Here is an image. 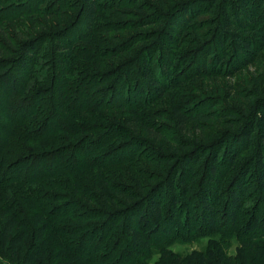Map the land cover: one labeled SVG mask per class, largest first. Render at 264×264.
Masks as SVG:
<instances>
[{
    "label": "trees",
    "instance_id": "obj_1",
    "mask_svg": "<svg viewBox=\"0 0 264 264\" xmlns=\"http://www.w3.org/2000/svg\"><path fill=\"white\" fill-rule=\"evenodd\" d=\"M80 1L82 2L80 11L86 18L85 27L88 30L83 39H78L77 33L76 36L78 42L86 43L92 40L90 26L96 24L97 28L93 27V29L98 30L103 25L97 22L96 18L99 3L97 4L96 0ZM149 2L150 6L147 10L154 11L156 7L160 12H171L164 0H149ZM250 2V0H233L232 3L227 4L228 7L223 4L217 15L219 21L213 34V43L210 46L204 43L207 47L206 51L202 57L200 56L201 60L198 56L195 62L199 59V63L206 64L208 59L211 61L214 58V61L218 62L230 57L232 63L228 64L226 70L217 71L214 75L210 74L214 70L206 68L203 78L211 79L217 73H224L222 76L226 78V81L231 82L238 70H242L254 61V56L260 50L257 48L258 45L264 43V35L254 34L258 41L256 47H253L255 43H251L249 38L243 37L249 33L247 29L251 28L250 25L254 23L257 13L256 10L250 11ZM263 4L264 0L258 9L260 16L264 14ZM136 10L144 11L139 7ZM113 17L114 14L110 10L109 17H107L109 31L112 27L117 28L118 26L115 25V20H112ZM107 26L104 27L105 31H108ZM136 38L138 39V36ZM229 42H234L235 47L232 48ZM73 43L65 44L66 46L62 43L54 47L53 51L51 50L52 53L48 51L41 55L33 44L26 45L25 48L13 45L0 47V70L12 65V69L0 72V133L4 131V134L0 135V192L2 191L1 196L4 197L6 194L8 196L0 198L3 199L0 200V255L11 259L17 257L20 259V264H45L48 254L53 253L56 261L50 264H63L68 261L69 257L64 252L66 247L54 240L55 238L58 241L68 240L71 235L83 230L61 228L63 233L60 234V229L56 232L60 237H57L53 234L56 228L52 226L51 221H56L53 220L55 217H62L60 213L63 208L68 207V211L77 208L78 211L81 203L87 208H82L85 214L79 213L78 216L86 215L89 219L104 220L109 218L111 207L124 208L122 217H119L122 219V228L130 248L136 252H145L149 244L155 242L138 228L140 221L137 212L142 211L146 218H150L149 223L155 224L154 230L148 235L156 233L163 244L171 241L175 231L180 234L181 238L191 234V229L200 227L195 223L198 219L202 226L207 227L205 231L213 235L224 231L225 234L232 235L236 239L245 238L249 244H242L243 262L255 264L259 256L264 257V233L258 232L257 234L256 229L250 230L251 224L240 227V217L246 207L243 193L246 190L244 188L245 178L248 175L254 176L260 192L259 203L254 204L251 211L258 213V208L264 207V85L256 88V93L261 95L259 106L256 105V115H252L253 112H247V106L244 103L237 104L239 96L231 90V86L226 88L229 93L226 96L227 101L232 100V104L237 106L236 110L230 109L223 115V118L227 120L225 125L227 124L230 130L236 129L235 132L230 133L232 136L229 137L232 138L234 144L233 146L224 145V140H220V137L216 143L204 145L206 143L203 141L205 131L210 127L207 122L213 118L216 121L217 119L210 112L195 109V106L188 111L182 105L172 104L175 98L169 91L174 88L160 83L163 77L167 78V71L165 69L159 71L157 68L158 71L156 70L157 74H155L149 66L152 57L151 60L147 59L148 57L143 58L144 54L148 56L151 52L143 53L142 50L139 54H130V59L134 60L123 61L120 68L115 71V73L125 71L126 75L136 68L137 62L146 63L147 67H140L138 72L132 76L133 80L135 76L140 79L139 95L129 92L128 86L132 80L129 83L130 80L124 75L117 76L114 89L110 94L109 78L94 79L91 76V72L93 71L94 74L101 62L93 55L90 57L95 60L90 64L77 63L74 60L75 55L71 53L72 51L76 53V50L72 48ZM181 43L188 47L193 45V42H189L185 36L181 38ZM183 46H180V49ZM124 49L125 45L120 48L123 55L126 53ZM68 53L73 54V60L68 58L70 55ZM186 56L188 57L189 54ZM109 59L114 60V57L111 56ZM148 60L149 62H146ZM197 69L200 71L201 66ZM210 87L214 88L213 91L217 88V86ZM130 89L132 90V87ZM99 90H107L100 100L96 98L100 93ZM153 97L155 100L171 98L172 102L169 103L168 112L165 111V113L169 115L175 133L187 136L193 131L198 133L196 138L190 136L187 142L179 141L175 143L176 146H173V142L166 138L165 128L163 131L155 129L156 123H151V117L157 119L163 117L159 112L149 110L148 106L154 103V100L149 102L146 100ZM249 97L252 98V94H248L244 101ZM103 99L104 101L101 102ZM125 108L128 109L127 117L123 118L125 129L120 127V130L121 132L124 130V141H130L126 143L128 145L126 153L120 149L124 144L102 150L103 142L93 140L94 138L88 142L87 136L83 133L91 130L96 134L102 131L112 124V121H109V113L117 111L115 115L124 114L126 113ZM162 111L164 113V110ZM96 122H103L106 125H96ZM240 124L242 126L236 128ZM116 131L115 127L113 133L109 131L106 138L114 137L113 134ZM137 135L146 138L147 141L136 137ZM92 137H94L93 134ZM160 141L162 143L157 148ZM58 142L63 143L58 145ZM195 142L200 145L193 146L192 143ZM253 143L254 148L251 146ZM40 145L45 150H38ZM164 147L171 153L169 156L159 155L158 149L162 150ZM223 149L225 151L220 155ZM142 150L144 155L141 153ZM147 153L152 154V159L146 158ZM109 154L118 156L117 161H122L128 156L126 160L128 164L133 162L136 165L134 161L137 158L149 161L148 163L161 172L162 177H156V179L163 180V185L144 186L137 166L126 169L125 174L123 172V175H120L128 182L129 186L126 190L111 191L106 181L107 173H110L107 172L109 171L107 170L109 160H106ZM125 154L129 155L125 157ZM29 163H32L29 167L30 171L27 168ZM17 167H19L18 170H16ZM33 170L35 172H32ZM210 170L216 171L215 177L209 178ZM37 182L40 184L47 182L53 188L66 189L74 199L78 198L81 202L74 199L71 202L65 200L66 204L60 209L44 207L40 211L36 209L34 213V201L20 203L15 196L18 194L8 195L7 192H14L12 187L11 191L4 190L7 184L26 187ZM35 192H41V190ZM118 198L122 200L120 205L117 203ZM166 198L171 205V213L168 215L163 212L167 205ZM34 199L37 200V197L35 196ZM136 199L140 203L132 202ZM22 200L25 202V199ZM190 208L198 214L191 216ZM263 209L260 211L263 212ZM68 213L70 217H76L72 210ZM66 214L67 212L63 216ZM180 214L184 215L182 222L178 217ZM218 214L223 220L221 224H218L215 219L217 217L218 220ZM164 215L168 218L172 217L171 221L165 224ZM25 216L28 219H25ZM26 221H30V224ZM262 221L264 225V215ZM186 224L187 227H185ZM222 225L225 227L223 228ZM105 226L106 224L97 223L94 227L96 232L87 234L85 239L92 240L90 248L100 246L101 241L105 240L106 236L102 238ZM259 236L261 238L258 240ZM31 237L32 241L24 250L25 243ZM97 240L98 244H95L94 241ZM82 241L77 239L73 240V244H69L72 247L81 244ZM78 250L82 253L80 259H90L88 264L98 262L97 259L90 258L94 257L96 250L88 249L85 252L80 248ZM245 250L254 252L252 261H247ZM167 264L188 263L176 256L168 257ZM193 264H207V260L204 255L200 254L196 256ZM213 264H235V262L219 248L216 250Z\"/></svg>",
    "mask_w": 264,
    "mask_h": 264
},
{
    "label": "rangeland",
    "instance_id": "obj_2",
    "mask_svg": "<svg viewBox=\"0 0 264 264\" xmlns=\"http://www.w3.org/2000/svg\"><path fill=\"white\" fill-rule=\"evenodd\" d=\"M164 1L167 3L169 7L168 9L171 10V12H160L156 7L154 11L147 10V7L150 6L149 0H96L97 4L99 3L96 14L97 22L103 26L99 27V31L97 29H93V27L97 28L96 24L90 26V37L92 40L85 43L83 41L78 42L76 36L77 33L78 39H83L84 34H86L88 30L85 27L86 18L80 11L82 6V2L80 0H0V47L5 48L13 45L25 48L26 45L29 46V44H33L35 49H37L36 51H39V55H41L46 54L48 51V53H52L54 47L62 45V43L64 45L73 43V39L76 38V41H74L72 45V48H74L73 50H76V53L71 50V53L75 55V59L73 54L68 53L70 54L68 56L70 60L74 59L77 63L87 65L95 60V58H91L94 55L98 61L101 62V65L95 69L94 74L93 71L91 72V76L94 77V79H99L100 77H103V79L109 78L108 85L111 87L109 89L110 93L114 89L113 87L117 80L116 78L120 75H124L125 78L130 80L128 81L129 83L132 80L128 88L129 92H133L134 95H139L141 83L139 82L140 79H138V77L135 76L133 80L132 76L138 72L140 67H147L148 65L146 63L141 64L137 62L136 68L126 75L125 71H121L120 73H115V71L120 68L123 61L134 60L130 59V54H139L142 50L143 53L151 52L148 56L144 54L143 58L148 57L147 59L151 60L152 57L149 66L155 74H157L156 72L158 70L160 71L163 69L164 71L165 69L167 71V78L165 79L163 77L160 83H163L165 86H169V88H174L170 89L169 92L170 94H173L175 98L174 102H172L171 98L168 100H155V97H153L150 100H146V102L154 100V103L148 106L149 110L159 112L163 117L159 119L151 117V123H156L155 129L163 131V128H165L167 130L165 133L167 136L166 138L174 143H172L173 146H176L177 144L175 143H178L179 141L187 142L190 136L192 138H196V134L198 133H194L193 131L187 136L176 134L171 120L169 119V115L166 114L168 112L170 102H172V104L175 103L182 105L187 108L188 111L193 109L195 106V109H200L206 113L210 112L213 114L215 119H217L216 121L213 118L207 122L210 127L205 131L203 141L206 143H204V145L208 143L212 144L213 142L216 143V140L221 137L220 140H224V145L229 144L233 146V140L229 137L232 136L230 133L235 132L234 130L236 129L230 130L226 126L227 124L225 125L227 120L223 118V115L230 109L236 110L235 107L237 106L232 104V100L227 101L226 96L229 94L227 89L231 86V90L239 96L237 100L238 105L244 103L247 106V112H253L252 115L257 114L256 105L259 106L261 95L256 93V88H261L262 85H264V43L259 45L257 44V48H260V50L258 54L254 56V61L242 70H238L234 74L231 82L226 81V78L222 76L224 73H217L215 77L205 79L203 78V75L206 73V68H208V70H214V72L212 71L210 73L214 75L217 71L222 70L223 72L227 69L228 64L232 63L230 57L218 62L214 61V58H212L211 61L208 59L206 64L199 63V59L200 56L202 57L207 48L204 43H207L208 46L213 43V34L215 29L218 27L219 21L217 19V15L223 7V4L228 7L227 4L232 3L233 0ZM250 1V11L254 12L256 10L257 13L254 18V23L250 25L251 28L247 29V32L249 33L243 37L249 38L251 43H255L253 47H256V42L258 41L255 39L254 34L264 35V14L260 16L258 13V9L263 0ZM154 5H156V3H154ZM137 7L143 9L144 11L136 10ZM110 10L114 14L112 20L114 19L115 25L118 26L117 28L112 27L109 31L107 26V17H109ZM262 10L264 11V4ZM230 13L232 14L231 10ZM52 16H55L56 18L54 19ZM104 20L106 22H104ZM105 26H107L108 31H105ZM115 29L117 31H115ZM106 33L108 35H106ZM136 36H138V39ZM184 36L189 39V42H193L192 46L188 47L185 46L184 43H181V38ZM230 44L232 48L235 47L234 42ZM124 45L125 49L123 51L126 52L124 53L125 55L120 52V48ZM180 46H183L182 49H180ZM182 50L183 52H181ZM188 54L189 56L187 57L186 55ZM111 56L114 57V60L109 59ZM197 57L199 59L195 62ZM143 60L145 61V59ZM149 60L146 62H149ZM10 66L5 67L0 70V72L12 69V65ZM200 66L201 69L199 71L197 68ZM213 84L217 86L214 91V88L210 87H215ZM131 87L132 90L130 89ZM106 91L107 90H99L100 93L96 98L100 100L102 94L107 93ZM248 94H252V98L249 97L248 100L244 101V98L248 96ZM115 99L118 98L115 97ZM103 101L104 99L101 100V102ZM125 109L126 113L124 114L119 113L115 115L117 111H111L109 113V121H112V124H109V126L105 127L102 131L96 132V134L91 130L83 133L84 136H87L88 142H90L93 138V140H98L100 143L103 142V144H101L102 150L110 148L111 146L115 148L120 144H124L120 149L123 150V153H126V148L128 147L126 143H129L130 141H124V130L122 132L120 130V127L125 129V126L123 125V118L128 115V109ZM162 110H164V113H162ZM96 125L106 124L103 122H96ZM240 126H242V124L238 125L236 128ZM115 127L117 128V131L113 134L114 137L110 136L109 139H107L106 136L109 134V131L112 134ZM1 134L3 135L4 131H2L0 135ZM92 134L94 137H92ZM115 136L117 137L115 138ZM136 137L143 138L138 135ZM143 139L147 141L146 138ZM62 143L63 142H58V145H61ZM161 143L162 141L158 143L157 148H159V144ZM192 145L199 146L200 144L195 142L192 143ZM251 146H255L254 143ZM38 150H45V148L40 145ZM224 151L225 149L220 152V155H222ZM158 152L161 156H169V154H171L168 152L166 147L162 150L158 149ZM141 153L144 155L143 150ZM126 155L129 154H125L124 156L126 157ZM147 155L148 156H146V158L152 159V154L147 153ZM117 157L118 156L115 154H109V158L106 159L109 160L107 161L109 162L107 169L109 171L107 172H110H106V181L108 182L111 191H116L117 189L120 191L126 190V187L129 186L127 184L128 182H126L125 179L123 180V177L120 175H123V172L125 174L126 169L137 166L138 172H141L140 177L144 186L150 187L154 184L153 186L159 187L160 185H163V180L158 181V179H156V177H162L161 172L153 167L151 163H148L149 161L137 158L134 161L136 163L135 165L133 162L129 164L127 163L126 160L128 159V156L122 161H117ZM151 161L152 160H150V162ZM40 162L42 163V161ZM31 164L32 163H29L27 168H29ZM40 167L41 165L39 164V169ZM18 168L19 167H17L16 170H18ZM16 170L13 169V172L16 173ZM30 170L31 169L29 168L28 171ZM32 172L35 171L33 170ZM215 175L216 171L210 170L209 178H213ZM11 187L14 189V192H7L8 195L12 196L18 194L15 196L18 198L20 203L34 201V213L36 212V209L40 211L44 209V207H48V209H60L66 204L65 200H67V202H71L74 199L72 194L66 189L53 188L47 182H43L41 184L37 182L27 185L26 187L16 184H7V187H4V190L11 191ZM244 188H246L243 193L244 198L246 199V207H244L240 217V227H245V225L251 224L250 230L256 229L257 234H259L258 232L264 233V225L262 221L264 207H261L260 209L258 208V213H252L251 211V207L257 202L259 203L260 200V192L257 189V184L253 175H248L245 178ZM37 190H41V192H35ZM1 193L2 191L0 192V198L8 197L7 194L4 197L1 196ZM35 196L37 197V200H33ZM22 199H25V202ZM74 200L79 201L78 198ZM138 201V199L132 200V202H136L137 204L140 203V201ZM165 201L167 205L163 212L168 215L171 213V205L168 198H166ZM117 203L118 205L122 204V200L118 198ZM82 208H87V206L80 203L78 211L77 208L71 209L76 217H70L68 215V212L71 211H68V207L63 208L62 213H60L62 217H55L53 220L56 221H51L52 226L56 228L53 234L57 237L60 236L57 235L56 232L61 228H77L79 231L83 230L79 233L76 232L75 235H71V237L65 241H58V239L55 238V242L59 244L62 243L66 247L64 252L67 253L69 258L68 261H65L63 264H88L90 262L89 258L88 260L80 259L82 253L79 252V248L84 252L88 251V249L96 250L95 255H93L94 257H90L92 260H98L96 264H167L168 257L172 258L176 256L180 260L187 261L188 264H193L196 256L200 254L205 256L207 264H213V258L215 257L216 250L219 248L225 251L226 255H228V257H230L235 264H248L242 260V244H249L245 238L241 237L236 239L232 235L225 234L224 231H219V233L213 235L211 232L209 233L205 231L207 227H205V225L202 226L198 219L195 223L201 228L197 227L195 229H191V234L186 237L183 236L182 238L180 237V234L174 230L175 233L171 238V241L167 244H163L159 240L161 239L160 236L156 233H154V235H148L149 232L154 230L155 224L153 222L149 223L151 221L150 218H146L142 214V211L137 212V216L140 221L138 228L142 233H145L156 243L151 242L145 252H136L130 248L122 228V219L119 217H122L124 208L121 206L118 208L116 207V209L115 207H111L109 218L104 220H100V218L89 219L86 215L78 216L79 213H84ZM261 209H263V212L260 211ZM66 212L67 214L63 216ZM191 212V216L198 214V212L193 208ZM166 215L163 216L165 224L172 219V217L168 218ZM178 217L181 222L184 220L183 214L178 215ZM220 217L221 216L218 214V220L217 217L215 218L216 221H218V224L223 223V220H221ZM49 218L52 217L49 216ZM25 219H28V217L25 216ZM76 219L78 220L75 221ZM26 222L30 224V221ZM97 223L102 225L106 224L105 233L102 235V238L105 236L106 238L103 240L104 243L101 241L100 246L90 248L92 240L85 239V237L88 233L96 232L94 227ZM185 227H187V224ZM222 227L224 228L225 226L222 225ZM61 230L60 234L63 233V230ZM200 230L202 231L200 232ZM257 238L259 240L261 237L259 236ZM77 239L83 241L81 244L75 246L73 245L71 247V244L69 243H72L73 240ZM31 241L32 237L25 243L24 250L28 248ZM94 242L95 244H98V240ZM51 248L52 247L50 246V249ZM244 254L246 255L248 262L252 261L254 256L253 251L250 252L245 250ZM53 257L54 253L51 255L48 254L45 264H50L52 261H56ZM0 264H20V259L17 257L11 259L5 257L4 255H0ZM255 264H264V257L259 256L256 259Z\"/></svg>",
    "mask_w": 264,
    "mask_h": 264
}]
</instances>
